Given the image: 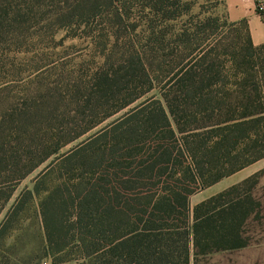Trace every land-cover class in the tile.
I'll return each instance as SVG.
<instances>
[{"label": "trees", "instance_id": "16d2710c", "mask_svg": "<svg viewBox=\"0 0 264 264\" xmlns=\"http://www.w3.org/2000/svg\"><path fill=\"white\" fill-rule=\"evenodd\" d=\"M126 1L0 0V77L7 67L2 63L11 60L8 46L21 32L50 20L46 17L48 5L53 6L51 13L55 12L62 28L86 30L95 50L94 62L84 77L81 70L65 72L68 65L63 68V98L73 107L67 116L82 121L75 127L69 124L65 131L62 127L44 131L50 135L51 151L28 173L152 93L158 84L155 99L137 103L66 157L75 160L68 171L81 174L74 180V191L61 182L40 202L46 251L56 256L76 244L73 246L82 254L79 262L58 258V264H191L190 242L196 257L245 248L248 241L242 227L252 211V200L241 192L257 176L196 205L193 211L189 199L200 188L264 158V109L252 110V97L242 94L236 100L243 110L239 117L211 120L217 110L220 116L230 113L224 111L225 104L215 90L221 85L222 70L213 58L216 47L208 40L216 30L217 17L204 18L194 30L195 37L183 30L171 43L166 32L158 31V53L144 51L120 44L116 30L125 29L130 19ZM145 1L143 10L155 12L162 22L178 17L177 0ZM94 23L99 26L93 28ZM229 27L243 35L235 44V63L251 64L248 58L264 55V45L253 44L245 22ZM199 29L207 38L198 39ZM112 39L116 43L111 44ZM145 61L158 63V77ZM245 76L239 79L245 80ZM54 91L48 93L49 106L31 95L34 103L29 108L10 104L0 115L1 162L17 157L16 152L7 154L5 149L14 136L42 143L40 119L54 123L61 117V99ZM249 126L258 127L255 137ZM62 132L69 137L64 142L57 140ZM3 208L4 203L0 212ZM71 208L73 212H69ZM70 233H74L72 239Z\"/></svg>", "mask_w": 264, "mask_h": 264}, {"label": "rangeland", "instance_id": "374dc122", "mask_svg": "<svg viewBox=\"0 0 264 264\" xmlns=\"http://www.w3.org/2000/svg\"><path fill=\"white\" fill-rule=\"evenodd\" d=\"M126 2L130 19L126 21L125 29L116 30L120 32V44L134 45L144 51L153 49L156 53L158 31L166 32L168 36L166 40L171 43L183 30H190V34L195 37L194 30L204 18L217 17L219 21L216 23V30L208 40L216 47L213 58L219 62L220 71L222 70L221 85L215 90L221 96L220 102L225 104L224 111L229 110L230 113L229 115L221 113L220 116L217 110L216 118L211 120L217 122L226 117H239L243 110L241 103H236V100L242 94L252 97L254 103L252 110L264 109V55L248 58L251 64L247 61L245 64L235 63L234 60L237 59L234 56L238 53L235 44L239 43L242 34L236 28L229 27L230 22L226 19L222 0H177L178 17L165 22H162L155 12L143 10V6L147 4L145 0ZM52 9L53 6H47L46 17L50 19L47 23L40 24L36 29L21 32L18 39L8 46L11 50V60L2 63L7 67H4L2 71L4 73L0 77V115L10 107V104L17 105L19 109L29 108L34 103L30 100L31 95L37 96L39 103L43 102L49 106L48 93L55 89L54 93L61 99L59 105L61 117L54 123L47 121L46 118L40 119L43 122L38 127L43 131L41 136L43 135L44 139L39 145L37 141L16 139L14 136L5 149L7 154L16 152L17 157L13 159L8 157L6 162H1L0 157V206L4 203V208L0 212V264H58V258L66 261L75 259V263L79 262L82 254L73 246L75 243L56 256L47 253L40 202L46 195L53 193L61 182H67L74 191V180L80 177L81 172L68 171L70 163L75 161L74 158L67 160L69 154L78 150L91 135L115 121L121 114L132 110L137 103L147 104L158 95L157 84L152 93L116 113L78 140L67 144L58 154L52 155L45 163L28 173L39 158L51 151L48 147L50 135H46L44 131L61 127L65 131L69 124L75 127V124L82 121L81 118L73 120L67 116V112L73 107L63 98L65 95L63 68L68 65L65 72L81 70L80 73L84 77L89 73L95 56L91 41L85 36L86 30L62 28L55 12L51 13ZM96 25L99 26L94 23L93 28ZM134 26L136 27L133 28ZM152 27L155 28L154 31L150 29ZM105 34L108 35L107 32ZM205 36L203 29H199L198 39ZM115 37L114 32L112 38ZM103 40L107 42L105 35ZM110 43L114 44L116 41L112 39ZM150 56L154 58L153 55ZM145 62L147 66L153 68L154 76L158 77V63ZM82 65H85V68H82ZM244 74L246 79H239ZM114 109V106L110 107L109 111ZM249 128L250 134L255 137L258 127ZM68 138L67 133L62 132L57 140L64 142ZM44 143L47 145L43 146ZM225 169L229 167L226 166ZM252 176H257L256 182H251L241 192L242 197L247 196L252 200L250 205L252 211L242 227V235L248 241L247 247L196 257L194 246L190 242L191 264H264V158L213 185L200 188L190 197L189 205L193 211L196 205L234 185L242 184ZM73 210L71 208L69 212ZM189 220V223L192 222V216ZM73 235L74 233H70L69 239H72Z\"/></svg>", "mask_w": 264, "mask_h": 264}, {"label": "crops", "instance_id": "0c3cea01", "mask_svg": "<svg viewBox=\"0 0 264 264\" xmlns=\"http://www.w3.org/2000/svg\"><path fill=\"white\" fill-rule=\"evenodd\" d=\"M257 1L222 0V7L226 19L230 23L245 22L253 44L255 46H262L264 45V24L261 16L256 12Z\"/></svg>", "mask_w": 264, "mask_h": 264}, {"label": "built area", "instance_id": "2783aa9c", "mask_svg": "<svg viewBox=\"0 0 264 264\" xmlns=\"http://www.w3.org/2000/svg\"><path fill=\"white\" fill-rule=\"evenodd\" d=\"M256 12L261 16L264 24V1L263 0H258L256 2ZM47 264V263H44Z\"/></svg>", "mask_w": 264, "mask_h": 264}]
</instances>
